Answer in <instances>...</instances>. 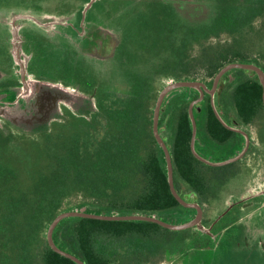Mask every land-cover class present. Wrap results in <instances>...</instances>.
<instances>
[{
	"label": "flooded vegetation",
	"instance_id": "1",
	"mask_svg": "<svg viewBox=\"0 0 264 264\" xmlns=\"http://www.w3.org/2000/svg\"><path fill=\"white\" fill-rule=\"evenodd\" d=\"M24 80L87 104L3 121L0 264H264V0H0Z\"/></svg>",
	"mask_w": 264,
	"mask_h": 264
},
{
	"label": "water",
	"instance_id": "2",
	"mask_svg": "<svg viewBox=\"0 0 264 264\" xmlns=\"http://www.w3.org/2000/svg\"><path fill=\"white\" fill-rule=\"evenodd\" d=\"M234 67L252 69L260 77V71L253 66L234 65ZM30 80L22 81V86L17 88L0 89V133L7 138L10 126L25 132L41 131L52 122L57 121L63 111L77 110L86 106V99L75 90L62 87L60 84H43L40 93L36 92L35 85ZM125 220H152L147 216L126 217ZM77 264H82L78 259L64 254Z\"/></svg>",
	"mask_w": 264,
	"mask_h": 264
},
{
	"label": "rangeland",
	"instance_id": "3",
	"mask_svg": "<svg viewBox=\"0 0 264 264\" xmlns=\"http://www.w3.org/2000/svg\"><path fill=\"white\" fill-rule=\"evenodd\" d=\"M0 135L5 138L1 133ZM5 142V141H4ZM4 142H0V148L3 149V159L4 163L6 164H13L14 162H19L21 159H27L28 160L31 158L29 152H31L30 146L28 144H19L16 146L15 149H10V146L8 145V148ZM22 161V160H21ZM226 264H259L256 263L255 261H246L242 257H235L229 259V262Z\"/></svg>",
	"mask_w": 264,
	"mask_h": 264
}]
</instances>
